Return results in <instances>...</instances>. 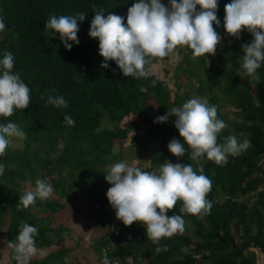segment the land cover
<instances>
[{
    "label": "trees",
    "instance_id": "trees-1",
    "mask_svg": "<svg viewBox=\"0 0 264 264\" xmlns=\"http://www.w3.org/2000/svg\"><path fill=\"white\" fill-rule=\"evenodd\" d=\"M139 0H0V18L5 29L0 32V59L14 55V73L31 89L32 103L16 109L10 117L0 116V124L12 122L25 133L21 145H13L0 156L5 166L0 175V225L6 242H14L21 221L38 229L34 237L38 249L48 248L69 233L67 225H53L54 214L65 208L61 199H75L77 192L90 202L96 215L115 216L106 192L100 188L108 166L122 160L116 140L123 142L130 132L141 131L142 147L149 155L148 170H158L165 161L197 164L173 156L168 142L183 139L174 127L175 117L154 123L172 107L195 98V94L217 107V118L226 127L217 136L225 143L235 135L238 141H251V147L238 156H228L224 166L202 161L204 174L212 181L206 199L212 204L209 213L189 215L180 212L182 202L166 214L182 215L183 234L162 238L168 250L155 252L158 245L148 239L145 227L134 222L125 226L115 217L108 220L103 234L90 248L101 264L104 253L111 264H264V61L257 70L259 81L246 76L241 68L244 55L241 45L251 43L252 35L243 30L240 38L228 36L223 28L224 8L231 0H217L221 47L215 55L193 59L191 50L182 53L175 63L176 79L171 89L165 80L152 73L148 78L124 77L114 61L107 69L98 55L99 41L88 36L94 6L124 17L127 9ZM165 5L168 0H161ZM199 7V6H197ZM85 13L79 22V44L66 50L59 34L52 37L45 30L49 16ZM215 27V26H214ZM71 43V42H70ZM155 60V59H154ZM154 62V61H153ZM2 74V69H0ZM179 81V80H178ZM195 93V94H193ZM62 96L67 108L47 103L48 96ZM43 97V98H42ZM228 107V108H226ZM68 114L75 126L64 122ZM134 120L123 122L125 117ZM187 148V146H186ZM190 153V150H189ZM43 179L53 185L55 198L36 199L28 208L17 207L20 195L29 183ZM105 223V221H102ZM188 223V224H187ZM125 232L129 235L125 236ZM184 249H187L186 251ZM71 248L57 247L42 257H32L29 264H73ZM9 251L5 264H16Z\"/></svg>",
    "mask_w": 264,
    "mask_h": 264
},
{
    "label": "clouds",
    "instance_id": "clouds-1",
    "mask_svg": "<svg viewBox=\"0 0 264 264\" xmlns=\"http://www.w3.org/2000/svg\"><path fill=\"white\" fill-rule=\"evenodd\" d=\"M217 11V0H168L167 5L161 0H139L127 9L125 23L124 17L114 13L105 16L103 9L94 6L95 15L88 36L99 41L98 55L104 61L101 68L107 69V62L114 61L124 77L148 78L151 71L146 66L156 58L162 60L169 55L179 58L178 48L191 50L193 59L215 55L222 40L216 30L220 27ZM224 12L223 28L228 36L239 39L241 32L247 30L253 37L251 43L241 45L244 53L241 68L246 76L258 82L257 70L264 61V0H231L225 5ZM84 19L83 12L52 14L45 23V30H50L52 37L59 34L65 49L70 50L73 44H79L78 21ZM4 29V20L0 18V32ZM14 60V55L7 51L0 59V116L5 118L12 116L16 109L24 110L32 103L31 89L19 73L12 71ZM47 103L57 108L68 107L62 96L50 95ZM172 116L183 143L173 138L167 149L177 158L187 152L188 159L197 164V169L194 170L191 163L184 165L165 160L158 170L145 171L127 162H117L104 176L111 185L106 198L115 210V218L125 226L141 223L148 239L158 245L155 248L157 254L168 250L166 244L160 245L162 238H171L185 231L182 215L166 214L175 208L178 201L182 202L180 212L184 214L203 215L212 208L206 199L212 190V181L204 174L202 161L207 159L224 166L229 155L238 156L252 146L249 139L240 142L235 135L227 137L225 143H217V136L226 124L217 118V107L209 106L207 100L192 98L182 106L166 110L153 122L165 123ZM64 122L69 127L75 126V120L68 114L64 115ZM24 136L25 133L15 123L0 124V156L7 154L13 137ZM4 171L5 166L0 164V175ZM52 193L51 183L37 179L35 190L20 195L17 207L26 209L37 198L47 200ZM37 234L36 227L21 221L16 240L8 245L12 249L11 259L16 264H29L30 257L37 251L34 239ZM101 264H111L106 252Z\"/></svg>",
    "mask_w": 264,
    "mask_h": 264
},
{
    "label": "rangeland",
    "instance_id": "rangeland-1",
    "mask_svg": "<svg viewBox=\"0 0 264 264\" xmlns=\"http://www.w3.org/2000/svg\"><path fill=\"white\" fill-rule=\"evenodd\" d=\"M221 44L217 46L216 52L220 49ZM179 58L174 55H169L162 60L156 58L152 64V73L165 80L171 89H175L177 83L184 85L186 79H176L174 75V66L181 57L186 48H178ZM177 80V81H176ZM179 80V81H178ZM176 81V84H175ZM195 94V93H193ZM195 98H201L197 94ZM228 108V107H226ZM134 120V117H125L124 123ZM141 131L130 132L127 138L123 142L116 140L115 149L121 152L122 160L120 162H127L129 165L138 166L141 169L148 170L150 167L149 155L140 143L139 136ZM13 145L20 146L21 139L19 137L12 138ZM113 165V164H112ZM108 166V170L112 166ZM111 187L109 183H102L100 188L105 191ZM24 190L34 191L35 189L29 184H24ZM55 195H51L49 198H55ZM65 203V208L56 212L53 217V225H67L69 227V233L57 240V242L43 249H38L32 257H42L48 251L57 247H69L71 248L70 259L73 264H97V255L90 248L91 242L99 235L103 234L107 228V221L113 219L111 215H96L90 202L86 201L81 192H77L75 199L65 198L61 199ZM102 221H105L103 223ZM188 224V223H187ZM4 226L0 225V264H5L8 258L9 243L4 240L3 237ZM125 236L129 235L128 232L124 233Z\"/></svg>",
    "mask_w": 264,
    "mask_h": 264
}]
</instances>
